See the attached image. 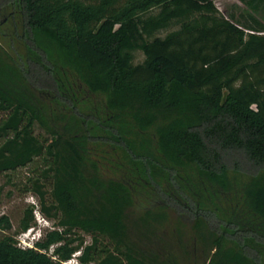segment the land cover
<instances>
[{
    "label": "trees",
    "instance_id": "1",
    "mask_svg": "<svg viewBox=\"0 0 264 264\" xmlns=\"http://www.w3.org/2000/svg\"><path fill=\"white\" fill-rule=\"evenodd\" d=\"M215 1L0 0V10L17 7L25 18L35 56L26 59L27 80H44L34 89L70 106L87 139L110 147L116 177L103 185L87 175L78 142L55 130L51 141L34 134V124H44L38 109L0 83V174L34 165L23 192L35 194L55 224L21 247L1 215L0 264H63L73 255L79 264H145L126 247L133 195L214 219L239 235L234 259L264 264V233L245 208L217 213L221 199L239 194L240 174L244 204L264 220V27H244ZM58 64L77 80L62 77ZM80 83L103 105L79 95ZM33 211L26 209L18 234L33 227Z\"/></svg>",
    "mask_w": 264,
    "mask_h": 264
},
{
    "label": "rangeland",
    "instance_id": "2",
    "mask_svg": "<svg viewBox=\"0 0 264 264\" xmlns=\"http://www.w3.org/2000/svg\"><path fill=\"white\" fill-rule=\"evenodd\" d=\"M215 4L222 13L226 11L232 13L246 28L264 27V4L257 1L250 4V0H216ZM254 6L256 9L253 8ZM253 19L258 22V25L253 22ZM165 33L162 32L159 35L162 36ZM30 52L27 48L26 23L21 9L10 5L5 6L0 10V83L8 91L27 99L38 109L44 124L35 123L34 134L41 139L51 141L52 136L49 132L55 130L65 141L74 144L78 142L82 147L85 173L97 177L103 185H107L108 181L116 179L110 147L98 146L92 139H87L84 124L77 120L70 106L52 102L45 94L34 89L33 86L40 87L45 84V81L32 78L31 74L27 80L26 59L29 55L35 57ZM142 60V53L136 51L134 63L137 64ZM56 62L59 63V60ZM57 69H60L61 76H66L70 82L77 80L75 75L71 76L69 71L60 67L59 64ZM78 89L79 95L89 98L94 105H103L102 98L99 95H88L81 83ZM126 120L129 122L130 119L126 117ZM33 169L34 165H31L13 173L0 174V216L9 217L12 225L9 234L17 238L22 247H31L38 237L53 229L55 225L53 220L39 212L38 197L32 192H23L26 178L29 174L32 175ZM234 180H236L239 194L232 195L227 200L221 199L218 202L221 212H216L220 218H228L237 207L240 209L244 207L246 211L241 210L243 214H247L255 227L258 226V229L264 233V220L254 215L244 204L242 192L247 178L239 174L234 177ZM46 189L50 193V184ZM48 201H51L49 195ZM152 201L133 195L124 211L127 229L126 247L140 257L145 264L162 262L209 264L212 258L220 264H240L232 255L242 250L239 235H231L223 227H214V219L212 221L198 219L187 212L163 205L159 200ZM30 206L34 207L33 227L21 236V233H17L18 227L26 209ZM84 239L87 244L91 242V238L87 235H84ZM103 241L108 243L106 239ZM252 247L260 249L255 244ZM244 252L251 255L255 253V250L248 246ZM63 264L79 263L73 255Z\"/></svg>",
    "mask_w": 264,
    "mask_h": 264
},
{
    "label": "built area",
    "instance_id": "3",
    "mask_svg": "<svg viewBox=\"0 0 264 264\" xmlns=\"http://www.w3.org/2000/svg\"><path fill=\"white\" fill-rule=\"evenodd\" d=\"M26 232L21 233V236H24ZM20 244V243H19ZM22 247V246H21Z\"/></svg>",
    "mask_w": 264,
    "mask_h": 264
},
{
    "label": "clouds",
    "instance_id": "4",
    "mask_svg": "<svg viewBox=\"0 0 264 264\" xmlns=\"http://www.w3.org/2000/svg\"><path fill=\"white\" fill-rule=\"evenodd\" d=\"M38 238H39V237H38ZM38 238H37V239H38Z\"/></svg>",
    "mask_w": 264,
    "mask_h": 264
}]
</instances>
